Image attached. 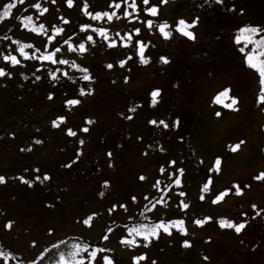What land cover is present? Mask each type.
I'll return each mask as SVG.
<instances>
[{
	"label": "rangeland",
	"instance_id": "1",
	"mask_svg": "<svg viewBox=\"0 0 264 264\" xmlns=\"http://www.w3.org/2000/svg\"><path fill=\"white\" fill-rule=\"evenodd\" d=\"M132 2L0 0V12L16 5L0 20V264H62V256L67 264H264V85L246 63L252 45L241 53L236 42L245 27L264 29V0H134L135 10ZM199 4L223 17L229 39L177 31ZM114 11L120 19L92 18ZM165 23L169 38L158 27ZM72 28L57 52L54 37ZM200 40L208 48L196 58ZM22 45L32 47L22 53ZM52 53L55 63L42 59ZM225 90L224 104L235 98L237 110L215 102ZM221 220L246 227L237 233ZM174 221L187 234L172 227L146 241L132 232ZM64 244L55 261L39 262Z\"/></svg>",
	"mask_w": 264,
	"mask_h": 264
},
{
	"label": "snow or ice",
	"instance_id": "2",
	"mask_svg": "<svg viewBox=\"0 0 264 264\" xmlns=\"http://www.w3.org/2000/svg\"><path fill=\"white\" fill-rule=\"evenodd\" d=\"M21 3L24 2V0H20ZM69 2V5L71 6V0H68ZM126 2V0H125ZM149 0H144V3L145 4H148ZM162 2L166 3L167 0H162ZM217 2H222V0H217ZM16 5L13 3V4H8L5 6L4 10L2 12H0V20H3L4 18L6 17H9L10 16V13H11V10L13 8H15ZM34 7H37L39 8V5H34ZM114 7L118 10L120 7H121V4L120 3H116L114 4ZM128 7H131L133 8L134 10L136 9V5H135V2L133 0L132 3H130L128 5ZM44 12L47 11V9H44L43 10ZM149 11V14L155 16L157 15V12H158V9L156 7H152L151 9H148ZM131 13L125 11L124 13V17H128L130 16ZM101 16H104V17H107V19L109 21H112V19L115 17L116 19H120L121 17L117 15V13L114 11L112 12L111 14L105 12V13H102V14H96L95 16H93L92 18L93 19H100ZM28 22H31L32 18L29 16V17H26L25 18ZM65 23H67V21H65ZM25 26H27V24H25ZM151 22H149V27H151ZM194 25H190V24H186L185 21L181 20L179 21V27L177 28V31L181 32L183 35L191 38V39H194V34L190 31H186L187 28H190V27H193ZM43 26H41L42 28ZM87 27V26H85ZM159 30L161 33L164 34L165 38H169L171 33L166 31V29L169 27L166 23L165 24H162V25H159ZM33 31H35V29H33ZM62 31L61 29H57V32H60ZM139 30H137V33H138ZM264 31V29H259V28H256V27H251V26H248V27H245L243 29L240 30V33L239 35L237 36L236 38V42L239 44L241 43L242 41L244 42V47H241L240 48V51L241 53H245L246 52V49L248 47V45H252V50L251 52H248L247 55H246V63L247 65L256 70L261 78V84L264 85V59H262V57H264V37L260 38V39H254V37L256 35H258L260 32ZM100 35L101 36H104L105 39H107V33L104 31V30H100ZM117 35H119V33H117ZM130 39V37H129ZM88 40H92V37L89 36L88 37ZM114 44V42H113ZM113 44H110V46H113ZM30 48L32 47L31 45H22L21 48H20V51L23 53V50L24 48ZM80 50L81 51H84V45H80ZM57 52L60 51L59 48L56 49ZM26 55V54H25ZM53 55L54 53L52 54H49V55H43L42 56V59L43 60H53ZM139 56L141 58V61L143 63H148V60L147 59H144V48L143 47H140L139 49ZM27 58V56H26ZM5 59H9V57H5ZM11 62L13 63V65L19 63V61L16 59V57H11ZM53 62L55 63L56 61L53 60ZM165 63H167V60H164ZM59 63L61 64H66L68 63V61L66 60H60ZM123 64V62H122ZM109 67H112L111 65H109ZM6 73L0 69V76H4ZM53 79H55L56 77L53 76L52 77ZM84 80H90L91 77L89 75H85L83 77ZM229 93H230V90H225L224 92L220 93L217 95V97L215 98V102L217 104H223L224 107L226 108H230L232 110H237L234 108V106L238 103V101L235 99V98H231V103L230 104H224V99L226 98H229ZM81 94H86L84 93L83 90H81ZM159 93L158 92H154L152 94L153 96V104L156 103V100H155V97L158 96ZM260 101L262 103H264V92H262L261 96H260ZM70 104H78L79 101H76V100H73V101H69ZM217 115H220V113H217ZM63 119V118H61ZM89 123H91V121H89ZM152 123H155V121H153ZM163 123V122H161ZM54 126H58L57 122H54ZM165 127H167V125H165ZM83 131H88L87 128H84ZM69 134L70 135H75L74 132H72L71 130H69ZM37 143H39V141H37ZM81 143H83V141H81ZM242 143V142H241ZM240 147V144H237L235 146H233L231 148L232 151H237ZM174 163V162H173ZM220 164H221V161L219 159L216 160L215 162V168L213 169V171H219L220 170ZM181 171V174H182V170ZM45 179H48V177H44ZM258 179H264V174H262L260 177H257ZM4 182V178L3 177H0V183H3ZM176 185H179L180 184V180L177 179L175 181ZM211 184V180L207 181L203 188H202V192L203 193H207L209 192V185ZM237 188V194H242L240 192V189H239V186H236ZM180 195H184V193H180ZM228 195V192H223V193H220L216 196V199L213 200V203H218L220 202L221 200H223L225 198V196ZM201 200L204 199V196L201 195L200 197ZM182 207L184 209H187L189 207L188 204L186 203H182ZM210 219V218H209ZM197 224H200V225H203L204 223L207 222V220H204V221H201V220H196L195 221ZM220 225L222 227H226V228H230V229H234L235 232L237 233H240L242 230L245 229L246 227V224L245 223H239V224H234L232 222H229V221H226V220H221L220 222ZM172 227H176L178 228L180 231L184 232V227H183V221H174L172 223H169V224H165L163 222L159 223V224H155L153 225L152 227H147V226H142L140 228H135L132 230V232H134L136 235H140V236H143V239H145L146 241L147 240H150L151 237H157L158 238V231L159 230H163L165 233H168L169 235L171 234V232L169 231L170 228ZM184 234H187L186 232H184ZM125 243H133L131 241H125ZM186 247H189L191 246L188 242H185V245ZM74 248V251L72 253L73 257H76L80 254L81 252V248L79 245H74L73 246ZM83 251H87V249H83ZM99 251H103V249H100ZM92 257H95L96 256V251H93L91 254H90ZM61 261H62V264H67V262L64 260V257L62 256L61 257ZM78 264H83V262H78ZM107 264H113V262L109 259L107 260Z\"/></svg>",
	"mask_w": 264,
	"mask_h": 264
},
{
	"label": "trees",
	"instance_id": "3",
	"mask_svg": "<svg viewBox=\"0 0 264 264\" xmlns=\"http://www.w3.org/2000/svg\"><path fill=\"white\" fill-rule=\"evenodd\" d=\"M184 1H188L190 3L193 2V0H184ZM200 6H201L200 4L197 6L199 12L194 10V12H191V13L188 14L189 18H187L188 17L187 16L186 20H184L186 24L194 25L193 27H190V28L193 29L192 33L194 32L193 34H195V37L198 36V35L199 36H204L206 34H210L211 36L213 35V37H217L216 40L225 41V40L229 39L228 38V34H229L230 30L224 29V28H222L223 25H220L222 23H225V22H223V17H221V18H213L208 13L204 14L205 11L201 10L202 8ZM156 8L159 9V7H156ZM149 9H151V8H149ZM172 20H173V18H172ZM24 24H27V26H28V22H27L26 19L23 22V25ZM208 24H209V26H211V28H209ZM211 24H213V26ZM217 24H219V25H217ZM170 26H171V23L169 25V30L172 29ZM43 29H42V31H43ZM73 30L74 29L72 28V30L70 31L69 35H67V36L62 35V33H59V34L57 33L56 36L54 37L55 40H56L55 47L57 46L56 48L60 49L61 44H66L67 41L71 40L72 36H74L76 34ZM201 31L203 33H201ZM176 34H177V32H176ZM196 38H198V37H196ZM203 40L199 41V44L201 45V50L192 53L191 56H193V57L195 56L197 58L198 57L197 55L203 54L207 50L208 47L206 48V46L203 44L204 43ZM37 56H38V54H37ZM62 106H63V104H62ZM91 158H92V160H94V157H91ZM176 175L180 176V174H178V173L176 174V171H175V176ZM68 245L64 244V245L56 246L55 248H53V249L49 250L48 252H46L44 254V256H42L40 261L41 262H45L46 260H48L49 262L55 261L56 258H58V254H61L63 252L65 253V251L70 248V245L69 246ZM38 264H40V263H38Z\"/></svg>",
	"mask_w": 264,
	"mask_h": 264
},
{
	"label": "flooded vegetation",
	"instance_id": "4",
	"mask_svg": "<svg viewBox=\"0 0 264 264\" xmlns=\"http://www.w3.org/2000/svg\"><path fill=\"white\" fill-rule=\"evenodd\" d=\"M96 162V160L94 159V163Z\"/></svg>",
	"mask_w": 264,
	"mask_h": 264
}]
</instances>
